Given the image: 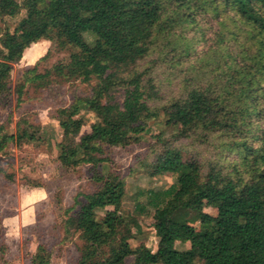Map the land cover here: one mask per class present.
I'll use <instances>...</instances> for the list:
<instances>
[{"label": "trees", "instance_id": "obj_1", "mask_svg": "<svg viewBox=\"0 0 264 264\" xmlns=\"http://www.w3.org/2000/svg\"><path fill=\"white\" fill-rule=\"evenodd\" d=\"M22 10L26 16L13 32L0 26V96L10 91L14 64L42 40L56 38L63 47L75 48L66 65H55L58 74L79 75L84 82L97 79L90 96L60 109L61 140L54 143L63 167L90 165L97 184L83 194L87 202L78 214L74 207L64 212L65 240L78 234L83 242L77 264H126L130 257L131 264H264V0H0V21ZM208 11L220 18L218 41L188 67L186 95L151 105L159 94L137 63L154 43L165 56L169 46L180 59L192 55V39L182 32L195 22V13ZM51 73L37 66L25 70L16 86L18 98L29 83H49ZM118 88L125 91L122 103L113 95ZM82 105L100 119L84 133ZM160 113L167 125L179 124L176 139L197 135L210 140L219 134L226 138L220 149L240 152V158L227 167L218 161L204 164L187 157L163 133L154 135L142 168L151 176L168 172L175 182L149 189L146 203L138 204L142 212L156 211L160 246L153 250L132 246L133 221L118 209L126 181L105 154L107 147L139 142L146 130L143 121ZM251 139L260 142L254 146ZM46 140L39 127L9 133L0 125V153L9 143L40 146ZM0 173L14 179L1 166ZM205 206L217 214L204 212ZM194 216L205 224L200 232L188 221ZM180 240L189 247L178 249ZM51 258L52 252L40 245L33 262L50 264Z\"/></svg>", "mask_w": 264, "mask_h": 264}, {"label": "rangeland", "instance_id": "obj_2", "mask_svg": "<svg viewBox=\"0 0 264 264\" xmlns=\"http://www.w3.org/2000/svg\"><path fill=\"white\" fill-rule=\"evenodd\" d=\"M25 16L26 11L22 10L16 17H4L0 26L13 32ZM219 20L211 11L195 13V22L182 32L183 37L192 39L194 51L181 59L175 52L170 53V46L165 49L169 53L165 56L159 52L156 43L152 44L149 53L136 65L139 72L145 73V80L158 91L159 99L152 101L151 105L159 107L173 98L186 95L185 80L191 75L188 67L199 55L215 46L220 32ZM181 29H175L173 34ZM74 49L73 46L63 47L56 38L33 44L10 72V91L0 96V125L5 124L9 133L29 126L39 127L47 139L40 146L27 144L19 147L9 143L0 153V166L14 177L10 180L0 173V264H34L33 258L40 245H45L52 252L50 264L78 263L83 242L78 234L71 240H65L64 212L74 207L73 212L78 214L87 202L83 194L95 191L97 184L91 178L90 165L63 167L58 161V149L54 143L61 140L60 109L69 107L79 97L90 96L97 79L84 82L79 75L58 74L55 71V65H66L70 61ZM35 66L41 73L51 71L50 81L46 84H27L19 99L16 86L24 80V71ZM113 95L122 103L125 91L118 88ZM79 116L85 121L82 133L89 131L91 125L100 120L84 105L80 107ZM165 118L160 113L155 119L144 120L146 130L139 142L106 148L105 156L113 161V168L126 181V195L118 209L133 221L130 239L133 247L145 244L155 250L160 246L154 226L156 211L148 208L142 212L138 204L146 203V191L149 189L168 188L175 182L168 172L151 176L147 168H142L141 162L149 157L154 146V135L163 133L174 146L183 148L187 157H196L204 164L218 161L227 167L240 158V152L220 149V142L226 138L219 134L211 135L210 140H202L197 135L176 139L179 124L167 125ZM258 142L260 140H250L254 146ZM109 165L104 164L105 172ZM76 198L80 203H76ZM203 211L217 214V210L210 206L203 207ZM101 217L99 215L98 219ZM188 221L198 232L205 228L196 216L189 217ZM176 247L186 249L189 242L177 241ZM132 261L130 257L126 264Z\"/></svg>", "mask_w": 264, "mask_h": 264}]
</instances>
